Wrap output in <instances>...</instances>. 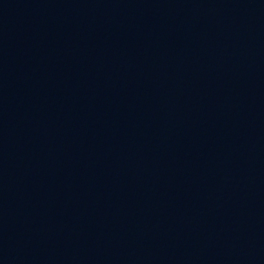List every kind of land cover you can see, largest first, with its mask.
Listing matches in <instances>:
<instances>
[{
  "label": "water",
  "instance_id": "1",
  "mask_svg": "<svg viewBox=\"0 0 264 264\" xmlns=\"http://www.w3.org/2000/svg\"><path fill=\"white\" fill-rule=\"evenodd\" d=\"M0 264H264V0H0Z\"/></svg>",
  "mask_w": 264,
  "mask_h": 264
}]
</instances>
